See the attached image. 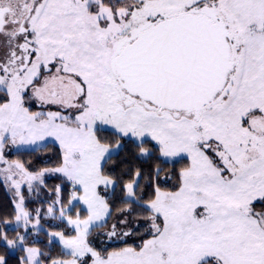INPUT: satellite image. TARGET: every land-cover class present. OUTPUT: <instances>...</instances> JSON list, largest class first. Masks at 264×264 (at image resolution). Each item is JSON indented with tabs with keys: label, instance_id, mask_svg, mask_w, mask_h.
Masks as SVG:
<instances>
[{
	"label": "snow or ice",
	"instance_id": "obj_1",
	"mask_svg": "<svg viewBox=\"0 0 264 264\" xmlns=\"http://www.w3.org/2000/svg\"><path fill=\"white\" fill-rule=\"evenodd\" d=\"M49 138L58 167L33 173L5 160L6 146ZM125 139L155 162L151 198L138 195L141 169L126 182L106 172ZM0 162L26 230L9 238L5 218L0 245L22 249L20 264H44L26 247L30 225L43 230L40 210L29 213L19 190L46 173L71 183L68 208L57 199L47 213L74 232L48 233L70 257L48 264H264V0H0ZM121 182L126 207L103 235L137 234L124 230L140 227L133 214L146 234L98 248L90 229L112 218L99 189ZM72 201L86 218H72Z\"/></svg>",
	"mask_w": 264,
	"mask_h": 264
},
{
	"label": "rangeland",
	"instance_id": "obj_2",
	"mask_svg": "<svg viewBox=\"0 0 264 264\" xmlns=\"http://www.w3.org/2000/svg\"><path fill=\"white\" fill-rule=\"evenodd\" d=\"M121 144L123 145L122 142H121ZM41 145H43V146H41ZM44 147L47 148V150L51 151V152H49L45 155H43L42 153H39L38 157L30 159L28 162L24 161L19 156H15V154H19L20 151H23V150L37 151V150L44 148ZM56 150L59 151V153H60V148H59L58 142H55L54 140L49 138L46 141H38L37 144H35V145H31V144L8 145L5 147L4 155H5V160H7L9 162L19 160L21 163L25 164V167L28 168L29 171H32L33 173H35V172L42 171L44 169H52V168L59 166L60 154H58L56 152ZM13 154H14V156H13ZM114 155H116L115 152L112 154V156H114ZM111 158L116 159L114 157H111ZM185 163H186V161H182L181 163L177 164V168H178L177 170H179V168L182 167ZM6 167H7L6 164H4L3 162H0V170L4 169ZM113 168H114V166H112V165L109 168H108V166H106V172L114 177L116 175V173L114 172ZM56 175L61 177V181H59L58 184L55 182L50 183V185L46 184L48 189H50V190L52 189L56 193H57V191H56L57 187H59V189H60L59 193H57V195L55 197H51L50 194H48V193L45 194V192L42 190V186H43V184H45L46 181H48V180H49V182L51 181L50 177L56 176ZM16 178H18V176ZM42 180H43L42 184L39 183L38 181L32 182L33 183V190L32 191H29L26 182L23 183L19 192H20V194H22L24 196V207L29 213L36 215V210L37 209L40 210V213H39V215L41 217L40 226H42V229H43V230L37 231L36 229L32 228L30 225V230L27 233L28 244L26 245V247L32 246V247L40 248L41 251L45 253V256L42 257L41 259H43L44 264H48L49 254H51V251H47L45 249V247H43V246H46L47 248H49L51 250L52 246L54 244H58L63 249V244L59 241L58 238L50 241L48 233L63 231V232H65L66 235H68V234L74 235V232H72L70 226L66 227V222L53 219L52 215L47 213V208L49 206H51L54 201L59 199L62 202L65 209H67L68 208V200L70 199L69 194L73 191V188L71 186V183L66 181V179L59 173H46L42 177ZM163 180H164V175L160 178V181H163ZM0 181H2V183L5 187L6 196L8 198V201L11 199L10 201L12 203H14V204L18 203L19 198L17 195V190L11 184V182L6 183L4 181V174L2 171H0ZM123 181L126 182L127 179L123 177ZM176 183H177V181H175L174 177H172L171 179L168 180L167 184H161V186L171 188ZM149 184H150L149 181L142 183L141 185H143V187H141L140 191L138 192V195H143L144 199L151 198V192L147 193ZM66 189H68V191ZM122 189H123V183L122 182L119 184V186H116V187L109 186L107 189H104L103 186H101V188L99 189V191L101 192L102 195H107L109 197V204H110V207L112 210V218L108 220L107 226H105L103 228L90 229V231L93 233L92 236H90V240L95 241V245L98 248L107 247L108 250H112V249L124 247L127 245L139 244L141 241V238L146 234L147 222L137 219L136 215L133 214L128 219L130 220V222L135 221L137 224H140V227L138 229H136L134 227H131V224H130V229H124V230H132L133 232H135L137 234L132 235V236L122 237L120 239H118L117 237H112L111 239H108L103 235V233H106L109 230V228L111 227V225L113 223H116L117 219L120 217L121 214H120L119 210L126 207V205L124 203V197H123L124 193H123ZM62 194H63L64 198L65 197L67 198V200L65 198L66 202H63L64 200H62L60 198V197H62ZM72 204L74 206L73 211L70 213L72 218L75 219L77 213H79V215L82 219L86 218V216H87V212L85 210L86 206L83 205V202L82 201H72ZM57 207H59V205H57ZM132 207H136V206L132 205ZM256 207H257V210H260L262 206L257 204ZM55 214L58 215V213H55ZM1 215L3 218H6V219L8 218L7 219L8 225L4 226V231L8 233L9 238H15L17 232L21 235L26 234V230L22 226L19 228L15 227L16 222L14 220V214H11V216H9V215L7 216V214H1ZM21 224H22V222H21ZM32 224L33 225L35 224L34 220L32 221ZM40 226H37V227H40ZM33 241H35V243H33ZM17 249H19V248H17ZM15 250L6 248V250L2 251L3 254H1V255H6L8 252H15ZM19 250H20L19 254L23 255V253H24V256L26 255V253L22 249H19ZM63 251L65 252L64 249H63ZM12 254H14V253H12ZM56 258L69 259L70 257H68L67 255L66 256H59V255L57 256L56 254H54L53 259H56Z\"/></svg>",
	"mask_w": 264,
	"mask_h": 264
},
{
	"label": "trees",
	"instance_id": "obj_3",
	"mask_svg": "<svg viewBox=\"0 0 264 264\" xmlns=\"http://www.w3.org/2000/svg\"><path fill=\"white\" fill-rule=\"evenodd\" d=\"M106 135H109V134L106 133ZM121 142L123 143V146H124L123 149L120 150L118 153H116V155L112 156L116 159L111 158L107 164L108 168L111 165L114 166L113 169H114V172L116 173L114 178L119 179L120 177L123 176L124 178L128 179V177L126 175H124V173H126L129 170L141 169L142 172L145 173V175H144V178L140 180V185L142 183H145L148 181L150 183L151 181H150L149 177L147 176V173L151 170V167L154 165L155 162L152 160H148L146 158L137 159L136 154L138 153V150L135 148V145L129 143L127 139L120 141V143ZM148 147H151V145L149 144ZM49 152H51V151H48L47 148L44 147V148H41L37 151L23 150V151H20L19 154H15V156H19L24 161L28 162L30 159L38 157L39 153H42L43 155H45ZM56 152L58 154H60L59 151L56 150ZM13 156H14V154H13ZM162 166H164V165H162ZM165 167H166L167 171H178L177 170L178 169L177 164H175V165L170 164V165H167ZM162 176H163V174L161 175V177ZM50 178H51L50 179L51 181L50 182H49V180L46 181L45 184H43V186H42V190L45 192V194L48 193L51 195V197H55L57 195V193L52 189L51 190L48 189L46 184L50 185V183H53V182L58 184L59 181H61V177L56 175V176H52ZM174 179H175V181H177L176 177H174ZM141 187H143V185H141ZM66 190L68 191V189H66ZM147 191H148L147 193L151 192V197H152L154 189L152 187H148ZM63 194H62V197H60V198L62 200H64L63 202H66L65 201L66 197L64 198ZM10 200L8 201V198L6 196L5 187L2 183V181H0V213L1 214H7V216L8 215L11 216V214H14L13 213L14 203H12ZM66 200H67V198H66ZM1 214H0V221H3L5 218H3ZM43 247H45V249L47 251H51V254H49V258H54V254H56L57 256L58 255L59 256H66V255H64L63 249L58 244H54L52 246L51 250L49 248H47L46 246H43ZM4 250H6V247L0 245V255L3 254L2 251H4ZM19 251H20L19 249H16L15 252H8L5 255L9 261V264H20V257L24 256V253H23V255L19 254ZM12 253H14V254H12Z\"/></svg>",
	"mask_w": 264,
	"mask_h": 264
},
{
	"label": "flooded vegetation",
	"instance_id": "obj_4",
	"mask_svg": "<svg viewBox=\"0 0 264 264\" xmlns=\"http://www.w3.org/2000/svg\"><path fill=\"white\" fill-rule=\"evenodd\" d=\"M33 110H38V109H35V108H34Z\"/></svg>",
	"mask_w": 264,
	"mask_h": 264
}]
</instances>
